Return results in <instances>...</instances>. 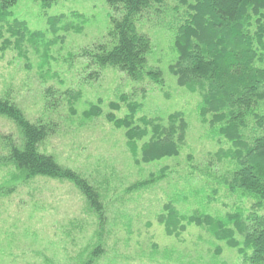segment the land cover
<instances>
[{
    "label": "rangeland",
    "instance_id": "1",
    "mask_svg": "<svg viewBox=\"0 0 264 264\" xmlns=\"http://www.w3.org/2000/svg\"><path fill=\"white\" fill-rule=\"evenodd\" d=\"M183 8L178 0H167L141 18L140 30L152 38L148 66L160 69L163 83L135 81L117 68L97 67L81 56L111 28L114 13L106 0H60L46 8L37 0H19L12 8L13 16L7 19L26 23L32 40L25 42V56L0 48V99H9L29 121L50 128L39 152L88 179L101 194L104 217L72 180L25 179L9 160L15 147H23L22 131L0 114V264H83L99 246L103 253L95 264H239L236 250L204 228L186 224L175 237L159 221L171 201L184 215L201 208L202 199L207 203L212 186L198 172L206 170L219 149L230 147L206 132L198 118L200 95L180 87L170 71L178 58L171 26ZM7 19L0 18V23L5 25ZM122 94L142 102L147 116L166 119L175 111L184 112L190 130L179 158L134 163L125 131L108 118L109 113L126 114L110 107ZM228 165L217 161L212 171L221 175ZM162 167H168L166 179L133 190ZM214 187L218 191L209 212L234 211L225 187ZM200 189L203 193L196 196ZM178 194L188 195V201L177 202Z\"/></svg>",
    "mask_w": 264,
    "mask_h": 264
},
{
    "label": "trees",
    "instance_id": "2",
    "mask_svg": "<svg viewBox=\"0 0 264 264\" xmlns=\"http://www.w3.org/2000/svg\"><path fill=\"white\" fill-rule=\"evenodd\" d=\"M37 1L46 8L60 0ZM18 2L0 0L3 21L13 16L12 8ZM106 2L114 13L111 28L103 40L81 56L90 58L97 67L117 68L135 81L148 78L163 83L160 69L148 66L152 38L140 30V22L145 11L160 8L167 0ZM178 3L185 12L171 26L178 58L170 71L180 87L200 95L198 118L206 132L223 138L230 147L219 149L206 164V170L198 172L212 186L207 203L202 199L201 208L184 215L171 201L164 205L159 221L166 233L175 237L185 231L186 224H196L236 250L239 264H264V0ZM8 19L5 25L0 23L1 51L11 48L25 56V42L32 40V32L23 21ZM110 107L126 111L123 117L109 113L108 118L125 131L126 146L136 165L179 158L188 144L190 125L182 111L170 113L166 119L147 116L142 114L144 104L125 94L119 96V101L111 102ZM0 114L13 119L22 131L23 147H15L9 160L25 179L50 176L72 180L99 216L104 217L99 190L77 171L39 152V144L50 134L48 126L29 121L9 99H0ZM224 160L228 161V168L217 175L212 165ZM167 177L168 167H162L132 188L146 189ZM214 184L225 187L227 196L234 201V211L223 215L209 212L208 204L216 200L218 191ZM200 193L203 189L195 195ZM188 198L181 194L176 200L187 202ZM245 199L250 203L243 204ZM101 253L99 246L83 264H95Z\"/></svg>",
    "mask_w": 264,
    "mask_h": 264
}]
</instances>
